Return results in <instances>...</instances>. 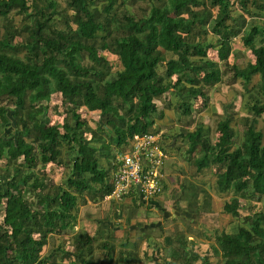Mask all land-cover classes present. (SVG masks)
Returning <instances> with one entry per match:
<instances>
[{"label":"trees","instance_id":"16d2710c","mask_svg":"<svg viewBox=\"0 0 264 264\" xmlns=\"http://www.w3.org/2000/svg\"><path fill=\"white\" fill-rule=\"evenodd\" d=\"M60 1L0 0V264H54L51 251L41 257L43 246L73 226L79 204L109 193L112 149L157 129L151 116L156 99L174 91L178 100L165 106L187 115L198 98L199 113L215 82L236 80L246 109L238 143L232 142L235 111L228 104L214 141L199 118L185 119V126L194 123L182 134L183 156L193 175L211 168L216 191L231 193L223 210L241 220L234 234H214L218 264H264V16L247 22L254 16L249 8L263 12L264 0ZM234 43L251 59L229 60ZM104 53L119 60L112 76ZM253 75L258 79L249 85ZM52 92L60 95L62 114L49 122L47 110L57 107L49 103ZM82 108L98 111L95 127ZM62 154L67 171L55 182L44 166ZM247 200L260 206L253 209ZM145 230L137 232L133 251L113 255L108 239L95 245L105 249L106 261L133 264ZM183 234L165 238L162 253L171 263L198 257ZM72 239L70 264H93L95 236L76 231Z\"/></svg>","mask_w":264,"mask_h":264},{"label":"rangeland","instance_id":"374dc122","mask_svg":"<svg viewBox=\"0 0 264 264\" xmlns=\"http://www.w3.org/2000/svg\"><path fill=\"white\" fill-rule=\"evenodd\" d=\"M59 2H61L60 3L61 5L63 4L62 1L59 0ZM249 9L253 11L252 13L254 14V16H251L248 19L247 21L248 24L254 21L255 22L261 21L262 18L258 17V15L264 16V10L263 12L259 13V11L256 10L255 8L250 7ZM14 19L17 20L18 16L15 15ZM210 38L212 39V36ZM232 48H233L232 54L230 55L229 60L233 59L236 62H244V60L251 59L252 56L250 52L245 48H241L239 45H237V43L236 44L234 43ZM169 54L170 52H167L166 56H168ZM104 55L110 61L111 64L110 76H112L114 70L120 67L119 60L114 55L108 53H104ZM212 55L213 52H210L208 56H212ZM159 68L160 67L157 66V69ZM257 79H258L257 75H253L252 79L249 82V85H252L254 82H256ZM209 95H210V100L207 107L202 111H200L199 113L195 112L194 109L199 99L195 98L194 100H191V107H190L191 113L187 115L181 114L179 111L173 109L171 106L170 107L165 106L167 100H169L171 103H175L178 100L176 93L172 90L166 92L163 96L156 99L155 101L157 105V114L155 115L156 119L159 116L158 112H163L164 116L166 117V114L169 113L168 111L170 110L172 111V115H170L167 118L168 123L166 125L164 124L162 125V123H160L161 130H163L164 133V142L167 144L165 145L166 154H167V158L165 161V180L167 179V184L164 185L163 190L158 195H156L155 198L159 199L161 202L165 200L167 201L170 197L171 199L176 198L177 200L184 199V202L181 201V203L182 202L185 203L183 205L184 206L183 208H186L187 210H191V212L193 210L194 213H190L187 216H185L184 214H180V216L173 219V222L178 221L180 224H182V226H180L181 230L183 232H186L187 235L191 236V238L189 236H186V242L191 248L192 250L191 252H194L195 250L196 253L198 252L197 253L198 257L200 255V257L206 258L205 259L206 261L203 262V259L201 260L198 259L197 257L195 259V263L200 262L199 264L201 263L218 264L219 254L218 252H215L213 249L215 247L214 234L220 230H223V229L218 230L220 226H227L228 228L229 226H232V228H235L241 222L240 217L231 216L230 214H228L223 210L222 204L224 201L228 199L231 193L226 191V192H222V194H218L216 189L213 187L214 175L211 171V168L209 166H206L199 173L193 175L194 173L192 174L193 171L192 164L189 163L187 160H185L183 156L185 153L184 148H186V141L182 137L183 136L182 134L186 129V127L190 128L194 123L191 122L188 126H185L184 125L185 119H187L190 115H192L194 119L199 118L201 120L204 133H206L209 140L213 141L216 139L217 136L215 129L216 121L224 115V109L225 107H228L227 106L228 104L230 105V108H232L235 111L234 119L231 123L233 128L236 129L234 138L232 139L233 145L238 143V141L240 140L241 137L240 124L243 122L242 117L246 115V109L243 103L245 99V92L239 80H236L233 83H227L226 81L225 82L217 81L214 83V85L210 87ZM186 99L189 100L188 98ZM49 103L56 104L57 106L52 110L51 107H49V110H47L49 111L47 115L49 118V122H53L61 118L57 114H62L61 107L59 106L60 103L59 93L52 92L49 96ZM80 114L90 127L92 128L95 127V123L98 117V111H87L82 108ZM257 125L262 127V121L258 120ZM88 135H89L88 132H86V136ZM115 151H117V148L112 149L113 154ZM111 160L112 158L110 159V161ZM98 161H99V165L106 166V161L102 156L98 158ZM44 168L46 170V173L50 175L55 182L62 180L64 174L67 171V165L65 163L64 154H62V156L60 157V161L49 162L44 166ZM181 190L182 193L180 194ZM211 193L213 194V196H211ZM213 197L217 198L215 199L216 201L213 200ZM238 198H241L246 203L244 194H239ZM166 201L163 206L166 205L167 203ZM107 202L103 200L96 202H91V201L87 202L85 205L80 207L79 212L81 214L84 213V217L86 218H88L89 215L93 216L95 214L97 218L96 220L98 219L100 220V214H99L100 211L101 214L108 213L103 207H106L107 205L106 208L110 209V207L112 206L111 205L112 202H108V203ZM127 202H131V200ZM139 202L140 201L137 200L136 204L137 203L138 204L134 205L133 207L134 203L132 201L130 203L132 205L131 207L132 209L125 207L120 208V212L117 215H119V217L122 220L127 219V221L128 218H130L131 220L133 218L134 219L139 218L141 215L145 219H150L149 221H147L148 223L156 221L158 214L156 212V209H154L155 207L150 208ZM247 202L248 204H253L252 205L253 209H256L260 206L259 202H251L250 200H247ZM79 216L80 218L75 222V224L73 226L67 227L63 232L64 234H62L59 238H57L56 241L58 245L61 246L60 248H63L64 250H71V251L74 250L72 235L76 230L91 229L93 226L98 225V229L102 228L101 232H104V227L101 226V220L98 222H95L96 220H94L93 218H89V220L84 218L83 220L82 219L83 217H81V215ZM102 218H104V216H102ZM111 218L112 216L110 215V219ZM114 218L116 219L117 216H115ZM170 222H172V220H170ZM77 223L79 226H77ZM163 224L164 223L159 224V226L162 225L165 231L163 230V232H159L160 235L158 234L157 237L161 238V240L163 241L161 242L164 245V243H166L165 238L170 239L171 233L173 231H176L178 228L177 226H171V230H169L168 227L164 228L165 225ZM74 226H76V228ZM98 229L96 228L93 231V236H95L93 245L96 247L94 248L93 251L94 257H97L98 255H102V250L100 248H97V246L95 245L101 233L98 232ZM132 229H135L134 231L136 232V234H129L126 236L124 240H129V242L125 244L130 245L131 242L132 246H134V241L138 239L137 232L141 231L143 228L134 227ZM157 231L151 233V231H149L147 228L145 230L146 232L145 234L147 235V237L149 236L155 237ZM121 237H124V235L119 236L118 233L114 237L113 243L115 246L119 244L118 240H121L122 239ZM196 238L199 239L195 240ZM48 241H50V239H48ZM205 242H207L206 247L205 245H202ZM195 243L196 244L201 243V244L194 245ZM53 244H54V240H53ZM58 248L59 247L57 246L56 249ZM165 249L166 248H163V250ZM160 252L162 251L160 250ZM157 254L159 255V253ZM57 260L61 261L58 255L55 256V261ZM67 263L70 264V262ZM67 263H61V264H67ZM44 264H48V263H44ZM54 264H59V263L54 262ZM192 264H194V260L192 261Z\"/></svg>","mask_w":264,"mask_h":264},{"label":"crops","instance_id":"0c3cea01","mask_svg":"<svg viewBox=\"0 0 264 264\" xmlns=\"http://www.w3.org/2000/svg\"><path fill=\"white\" fill-rule=\"evenodd\" d=\"M168 112L169 113L166 114V117L164 116L163 112H158L159 116H158L157 119L155 118V115L157 114V110L151 113V116L154 119V124H153L154 128H157L158 130H161V126H160L161 124L160 123H162V125L163 124L166 125L168 123L167 118L170 115H172V111L170 110ZM157 120H159V121H157ZM204 135H206V133H204ZM160 144H161L162 148L166 151L165 145H167V144L164 142L163 130H161ZM166 158H167V154H166ZM165 161H166V159H165ZM168 182H170V181H168ZM164 183H165L164 185L167 184V179L164 180ZM181 193H182V190L180 191V194ZM218 194H222V192H220ZM155 196L156 195L150 196V197H144V196L137 195V194H127L119 201H110V200L101 199V200L106 201V202L107 201L108 202H112V204H111L112 206L110 207V209L106 208L107 205H106V207H103L108 212L107 214L106 213L101 214V211L99 212L100 220H101V226L104 227V232H101L102 228L98 229V225L97 226H93L91 229H83V230H76V231H80V232H83V233H86V234H89V235H91V234L93 235V231L97 228L98 232H101L100 235H99L98 241H102V240L108 239L109 240L108 248H109L111 254L115 255V254H117V252L119 250H125V249H130L132 251L134 250V246H132L131 242H130V245L129 244H125V243H128L129 240H124L127 235L136 234V232L134 231L135 229H132V228L139 227V228H144V230L148 228V230L151 231V233L158 230L156 232L155 237H151V236L147 237V236H145L143 239H140L138 241L137 246H136L135 251H134L135 252V256H137L138 259L133 264H174V263L169 262L168 259L166 260L165 257L163 256V253L160 252V250L163 251L165 243L163 245L162 244L163 241L161 240V238L157 237L158 234L160 235L159 232H163V230H164L163 226L162 225L159 226V224L164 223L163 224V225H165L164 228L168 227L169 230H171V226H177L178 229L176 231H182L181 228H180V226H182V224H180L178 221L177 222L176 221L173 222V219L177 218L178 216H180V214H184L185 216H187L190 213H194V212H193V210L191 212V210H187L186 208H183L184 207L183 205L185 204V203H183L184 199H181V200L180 199L177 200L176 198H172L171 199V197L169 196L170 198L167 201L165 200L167 202L166 205L163 206L165 201L161 202L159 199H156ZM211 196H213L212 193H211ZM215 199H217V198L213 197V200H215ZM101 200H99V201H101ZM129 200H131V202L133 201V203H134L133 207H134V205L138 204V203L136 204L137 200L140 201L139 203H142L145 206H148L150 208H152V207L154 208L155 207L154 209H156V212L158 214V216L156 218V221L148 223L147 221H149L150 219H145L142 215L139 218H135V219L133 218L131 220H130V218H128V221H127V219L122 220L119 217V215H117V214H119L120 208H123V207L131 208L132 207V205L130 204L131 202H127ZM174 201H176V202H174ZM181 201H183V202L181 203ZM88 202H90V201H88ZM86 203L78 205V207L76 209L77 214H76L75 222L80 218L79 215H81V217H83L82 218L83 220H84V218H86V217H84V213L81 214L79 212L80 207L85 205ZM222 207H223V204H222ZM160 214H161V216H160ZM110 215L112 216V218H111L112 220L110 219ZM102 216H104V218H102ZM113 216L114 217L117 216V218L115 219ZM89 218H93L94 220L97 219L95 214L93 216L89 215L88 218H86V219L89 220ZM100 220L98 219L95 222H98ZM170 220H172V222H170ZM75 222H74V224H75ZM77 226H79L78 223H77ZM74 227L76 228V226H74ZM89 227H91V226H89ZM223 227H225L226 229L223 228ZM84 228H86V227H84ZM220 229H223V231H226V232L231 233V234H234L236 232V227L232 228V226H229V228L227 226H220L218 230H220ZM63 232L59 233V234H53V235H51L49 237L50 241H48L43 246V249L41 250V257H44V256L48 255V253L51 251L52 252L51 255H54V256L58 255L60 257V260L62 261L61 262V261H58V260L57 261L54 260L55 263L57 262V263L61 264V263L71 262L73 256H75L74 252H73L74 250L73 251L64 250L63 248H60L61 246L58 245V243L56 241L57 238H59L62 234H64ZM173 232L171 234H173ZM117 233H118L119 236L124 235V237H121L122 238L121 240H118V243H119L118 245L119 246L118 245L115 246L114 243H113L114 242L113 241L114 237L117 235ZM183 233H184L183 234L184 235V239H186V236H189V235H187L186 232H183ZM189 237L191 238V236H189ZM198 239L199 238H196L195 240H198ZM53 240H54V244H53ZM197 244H201V243H197ZM197 244L195 243L194 245H197ZM166 245H167V243H166ZM202 245H205V247H206L207 246V242L203 243ZM57 246L59 247L58 249H56ZM161 247H162V249H161ZM97 248H99V247H97ZM100 249L102 250V255H98L97 257H94V253H92V255H91V259L93 260V264H115L113 262L106 261V259L104 258L105 249L103 247H100ZM65 252H69V253L67 255H62V253H65ZM157 253H159V255ZM194 253H196L195 250H194ZM198 259L202 260V257H200V255H199ZM199 263L198 262L195 263V260H194V264H199ZM67 264H69V263H67ZM74 264H78V263L75 262ZM121 264H130V263L125 261V262H123ZM181 264H184V263H181Z\"/></svg>","mask_w":264,"mask_h":264},{"label":"built area","instance_id":"2783aa9c","mask_svg":"<svg viewBox=\"0 0 264 264\" xmlns=\"http://www.w3.org/2000/svg\"><path fill=\"white\" fill-rule=\"evenodd\" d=\"M161 130L133 134L122 150L113 154L109 173L111 189L103 200L119 201L127 194L150 197L164 187L166 151Z\"/></svg>","mask_w":264,"mask_h":264}]
</instances>
